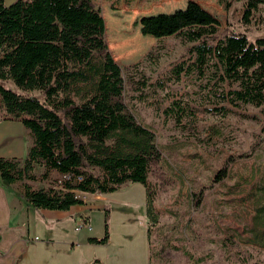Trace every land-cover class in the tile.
<instances>
[{"label": "trees", "instance_id": "16d2710c", "mask_svg": "<svg viewBox=\"0 0 264 264\" xmlns=\"http://www.w3.org/2000/svg\"><path fill=\"white\" fill-rule=\"evenodd\" d=\"M217 1L225 11L233 2L241 3L243 27L264 25V0ZM218 32L216 21L195 4L143 19V35L174 36L185 53L164 82H151L143 66L159 63L160 45L138 63L121 68L108 50L103 17L91 0H16L9 8L0 0V119L20 122L33 141L23 159L0 158L1 181L19 186L22 198L37 211H68L84 204L81 196L112 194L125 184H139L156 223L149 176L162 153L155 132L125 102V76L142 102L147 89L157 94L166 92L167 84L186 82L204 103L213 98L220 106L205 109L213 116L226 118L244 106L264 108V38L251 42L245 34ZM110 44L121 60L138 58L146 48L122 27ZM7 81L22 93L6 89ZM33 92L41 93V99ZM165 97L169 105L162 113L175 128L196 117L192 101L170 92ZM220 177H226L224 170ZM35 182L47 186L34 188ZM245 184L238 181L232 190L236 193ZM262 191L263 204L254 209L258 216L253 218L263 231L253 236L260 241L250 244L264 250V187ZM253 199L258 206L259 199ZM108 232L105 212L103 237L87 242L106 245Z\"/></svg>", "mask_w": 264, "mask_h": 264}, {"label": "rangeland", "instance_id": "374dc122", "mask_svg": "<svg viewBox=\"0 0 264 264\" xmlns=\"http://www.w3.org/2000/svg\"><path fill=\"white\" fill-rule=\"evenodd\" d=\"M91 1L101 12L106 45L121 68L138 63L155 45H160L159 63L143 66V72L151 82H164L175 64L185 59V53L184 47L174 36L155 38L143 35V19L172 14L186 9L189 4H195L216 21L218 36L235 32L245 34L251 42L264 38V25L242 26V4L237 2H233L229 11H225L217 0ZM119 27L129 29L146 43L145 50L138 58L121 60L118 53L111 49L110 42ZM125 81V102L135 118L155 132V144L162 153L161 161L152 167L149 176L157 222H152L147 213L145 188L135 184L142 189L140 191H144L146 209L143 213L139 210L138 192H135L133 196L125 198L135 204L131 205L134 212L111 213V217H108L111 244L106 252L110 249L114 255L120 252L121 259H129L130 255L140 257L141 246L143 248L144 245H141L139 236L145 235L148 237V264H264L262 247L250 244L255 240L253 236L261 235L263 231L261 226L255 224L253 217L258 216L254 209L263 204L264 108L244 106L237 109L236 114L219 118L205 111L220 107L213 98L210 96L209 102L204 103L200 94H195V90L186 82L167 84L166 92L157 94L147 89L146 100L142 102L130 91L126 76ZM3 86L15 93H22L9 81L3 82ZM167 92L181 95L187 102L192 101L196 117H192L191 122L184 121L183 128H175L174 121L162 113L169 105L165 97ZM207 93L204 91L201 94ZM33 95L40 99L42 96L39 92H33ZM24 130L26 140L32 145L31 135L27 129ZM222 170L226 177L216 178ZM35 173L39 175L41 172L36 169ZM238 181L246 184L235 193L232 187ZM32 185L34 188L47 186L41 182ZM121 190L114 195L124 197L126 192ZM255 196L260 201L258 206L253 204ZM30 209L34 210L32 207ZM29 214L31 224L34 215ZM121 217L130 218V225H136L139 229L136 239H132L130 244L120 242L117 228L121 224ZM98 226L95 221L93 232ZM259 241L255 240L257 243Z\"/></svg>", "mask_w": 264, "mask_h": 264}, {"label": "crops", "instance_id": "0c3cea01", "mask_svg": "<svg viewBox=\"0 0 264 264\" xmlns=\"http://www.w3.org/2000/svg\"><path fill=\"white\" fill-rule=\"evenodd\" d=\"M28 141L20 122L0 119V158L23 159L31 146ZM121 188L126 192L124 197L114 193L86 195L83 205L71 207L68 211H37L30 209L22 198L19 186H8L0 179V264H90L95 260L97 264H148V237L145 235L139 236L141 245H144L140 257L130 255L129 259H121L120 252L114 255L112 249L106 252L111 244V233L106 245L87 242L89 238L103 237L105 212L109 218L112 212H134L131 205L135 204L126 201V197L138 192L137 206L142 213L146 209L144 191H140L138 185L125 184ZM29 213L34 215L31 224ZM85 219L90 223V231H76L77 225ZM120 220L117 228L120 242L130 244L139 229L130 225V218L121 217ZM95 221L99 226L93 232Z\"/></svg>", "mask_w": 264, "mask_h": 264}, {"label": "built area", "instance_id": "2783aa9c", "mask_svg": "<svg viewBox=\"0 0 264 264\" xmlns=\"http://www.w3.org/2000/svg\"><path fill=\"white\" fill-rule=\"evenodd\" d=\"M66 178V177H64ZM81 199L86 201V197L85 196H81ZM91 226L89 221L85 220H81L80 223L77 225L76 231H82V230H88L90 231Z\"/></svg>", "mask_w": 264, "mask_h": 264}, {"label": "water", "instance_id": "95a60500", "mask_svg": "<svg viewBox=\"0 0 264 264\" xmlns=\"http://www.w3.org/2000/svg\"><path fill=\"white\" fill-rule=\"evenodd\" d=\"M16 0H4V6L6 8L11 7V5L15 2Z\"/></svg>", "mask_w": 264, "mask_h": 264}]
</instances>
